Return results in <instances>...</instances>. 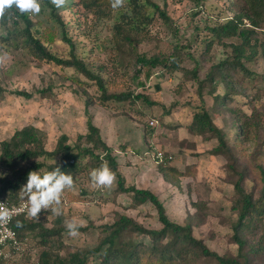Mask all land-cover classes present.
Wrapping results in <instances>:
<instances>
[{
	"label": "rangeland",
	"instance_id": "rangeland-1",
	"mask_svg": "<svg viewBox=\"0 0 264 264\" xmlns=\"http://www.w3.org/2000/svg\"><path fill=\"white\" fill-rule=\"evenodd\" d=\"M155 1L165 6L170 21L156 18L150 28L149 41L141 43L137 50L150 56L160 47L165 48L170 43L182 40L192 43L191 53L194 58H186L179 71L154 73L145 82V87L138 86L131 78L132 74L142 68L141 64L125 72V67L134 62L131 54L123 52L117 57L121 66L112 65L117 56L112 37L114 20L110 17H113L114 10L106 9L108 16L102 17L95 5L88 8L78 0H66L63 7H56V11L64 13L66 21L71 24L69 34L77 52L83 54L94 66L107 65L111 89L142 91L164 105L141 109L143 114L136 112L139 110L137 106L127 103L130 116L111 114L110 110L94 99L88 104L89 96L98 94L95 85L81 83L79 86L74 83L70 78L76 74L73 70L68 72L52 63L43 62L21 41L12 45V40L3 39L7 33L4 27H0V55L7 53V58L0 63V148L3 140L10 139L16 130L27 125L46 132V147L49 150L57 146L59 137L64 133L69 135L68 143L74 146L77 136L87 132V119L91 116L94 123L103 127L112 142L116 139L114 154L127 184L153 190L174 221L185 222L186 218L197 213L200 227L196 230L197 235L204 237L209 246L222 252L231 246L225 236L221 237L224 221L236 217L231 208L235 197L233 176L226 169L223 157L208 152L215 146L216 140L202 139L190 132L187 124L191 122L193 106L198 104L202 96L215 123L226 131L233 124L235 110L259 115L264 122V58L259 56L247 63V67L254 73L253 77L242 78L241 72L235 74L239 81V85L237 83L235 86L236 92L225 97L222 111L216 110L213 106V93L210 92L214 82L208 79V74L212 66L225 58L230 49L224 44L214 43L207 54L201 41L208 30L204 29L197 36L194 26L202 28L223 22L238 13L244 1L202 0L199 5L190 0ZM39 3L40 13L29 16L39 23L43 39L47 40L50 49L60 55H67L70 44L62 37V27L43 0H39ZM196 67L198 78L185 77L184 71ZM140 79L144 81V75ZM21 91L32 96L21 95ZM218 91L223 92L220 85ZM113 108L115 111L122 110L117 104ZM256 134L254 140L243 143L244 151L237 148L234 150L239 163L248 166L247 187L255 186L256 193L260 194L264 185L258 168L264 163L263 128H258ZM159 149L173 155L170 165L181 173L180 187L168 183L159 172L154 159ZM83 173L80 181L89 191L81 192L79 185H74L72 189H65L62 196V225L65 228L61 238L65 243L60 250L62 254L82 246L94 247L101 225L111 221L116 212L133 217L148 229L162 227L158 213L150 202L133 208L127 194L117 193V179L110 189H98L87 178V172ZM194 203H198V206ZM44 217L42 219H45L46 227H52L58 219L52 213ZM72 219L85 223L83 227L86 230L78 229L76 237L69 236L65 226V222ZM249 237L252 242L256 241L255 234ZM39 239L36 231L27 232L23 239L24 250L15 261L37 262L44 249ZM143 240L147 243L150 241L145 235H136L135 242ZM254 264H264V253L254 258Z\"/></svg>",
	"mask_w": 264,
	"mask_h": 264
},
{
	"label": "trees",
	"instance_id": "trees-1",
	"mask_svg": "<svg viewBox=\"0 0 264 264\" xmlns=\"http://www.w3.org/2000/svg\"><path fill=\"white\" fill-rule=\"evenodd\" d=\"M81 1L88 8L92 5L99 8L102 17L108 16L106 9L114 10L113 17H110L114 20L112 37L117 56L116 60L112 61V65L121 66L117 57L123 52L131 54L134 62H130L125 67V72L137 64L142 65V68L131 76L138 86L145 87V82L156 72L179 71L186 58H194L191 53L192 43L182 40L170 43L165 48L160 47L150 56L137 50L141 43L149 41L150 28L156 18H162L164 22L170 21L165 6L162 7L155 0H125V6L119 9L112 8V0H78L79 3ZM190 1L199 5L202 0ZM243 1L244 4L241 5L239 12L225 21L202 28L198 25L194 26L197 36L201 35L204 29L208 30L201 41L205 45L207 54L214 43L224 44L230 49L225 58L212 66L208 74V79L214 82L210 92L213 93V106L218 111L224 109L222 106L225 105V97L236 92L235 86L239 81L235 74L241 72L242 78L253 77L254 73L247 67V63L259 56L264 58V0ZM43 2L62 27L63 39L70 44L67 55L53 52L47 40L43 39L39 23L34 22L28 13L20 14L15 7L0 20V27H4L7 33V37L3 39L12 40V45L21 41L23 46L32 50L33 54L43 62L52 63L68 72L73 70L76 74L71 75L70 78L79 86L81 83L95 85L98 94L93 95L94 97L89 96L87 103L89 104L93 99L95 102L99 101L100 105L110 110L111 114L130 116L126 103L137 106L139 110L136 112L142 114L141 109L164 106L142 91L111 89L112 82L108 76L110 70L107 65L94 66L83 54L78 53L69 34L71 24L66 21L64 13L57 12L51 0H43ZM196 63H199L198 60ZM197 69L196 67L184 71L185 77L198 78ZM142 75L144 81H140ZM262 77L264 78V75ZM219 85L222 93L218 91ZM19 94L32 96L26 91H21ZM199 94L203 95L202 92ZM114 104L120 106L122 110L115 111ZM192 109L193 115L191 122L187 124V129L204 140H216L217 143L208 152L213 156L223 157L226 161V169L233 176L235 197L231 208L236 217L225 219L221 236L227 238L230 247L220 252L215 247L209 246L204 237L197 235L196 230L200 228L197 213L186 218L185 222L174 221L169 217L159 195L153 190L127 184L114 154L116 149L108 145L100 127L95 125L92 117L89 116L87 132L77 136L74 146L68 143L69 135L64 133L59 137L57 146L53 150L47 149L46 132L33 125L24 126L16 130L10 139L3 140L0 148V196L18 202L21 199L20 189L26 185L28 173L39 171L43 176L45 172L54 169L55 165L52 163L54 160L61 171L72 175L74 185H79L81 192L85 190L87 192L89 189L80 181L83 172H87V178L91 181V171L107 161L116 175L117 193L127 194L130 206L133 208L150 202L158 213L162 227L148 229L133 217L116 212L111 221L101 225L98 241L94 247L82 246L62 254L60 250L65 246L61 239L65 230L62 225V215L57 217V222L52 227H46L45 219H42L51 213L50 210L46 211V214L43 213L44 215L41 214L39 221L20 216L11 223L17 231L19 240L23 243L27 232L36 231L44 249L37 262L17 263L15 259L18 255L11 259H5L0 255V264H254V258L264 253V185L260 189V194L256 193L255 186L247 187L248 166L239 163L234 148L242 151L243 143L256 138L258 128L262 127L264 130V122L259 115L235 110L233 124L226 131L215 123L203 96ZM170 162L171 160L167 158L157 162L159 172L168 183L180 187L181 173L170 165ZM258 168L264 182V163ZM194 205L197 207L198 203ZM17 221H20L21 226H17ZM79 229L86 230L84 227ZM137 234L147 236L150 241L135 242ZM252 234L257 236L255 242L250 240L249 235ZM58 242L60 244H57Z\"/></svg>",
	"mask_w": 264,
	"mask_h": 264
},
{
	"label": "clouds",
	"instance_id": "clouds-1",
	"mask_svg": "<svg viewBox=\"0 0 264 264\" xmlns=\"http://www.w3.org/2000/svg\"><path fill=\"white\" fill-rule=\"evenodd\" d=\"M51 2L57 8H61L66 3V0H51ZM111 6L113 9L123 8L125 0H112ZM13 7L22 15L26 13L35 15L41 11L39 0H0V20ZM6 58L7 53L0 55V63H3ZM52 163L55 165L54 169L45 172L43 176H41L39 171H30L26 185L20 189L21 199L27 204L24 211L29 219L39 220V214L42 210H50L56 216L63 214L62 196L65 189L74 187V179L72 175L61 171L55 160ZM90 179L94 187L110 189L116 180V175L110 169L107 161H104L99 168L91 171ZM19 211L20 209L9 208L5 203H0V228L6 227ZM17 226H21L20 221H17ZM65 226L67 234L71 237H76L79 234L78 229L85 226V223L72 219L66 221Z\"/></svg>",
	"mask_w": 264,
	"mask_h": 264
},
{
	"label": "built area",
	"instance_id": "built-area-1",
	"mask_svg": "<svg viewBox=\"0 0 264 264\" xmlns=\"http://www.w3.org/2000/svg\"><path fill=\"white\" fill-rule=\"evenodd\" d=\"M173 159V155L165 153L163 150L159 149L154 155L156 162L163 161L164 159ZM0 203H5L9 208L20 209L18 214L14 215L11 222L3 228H0V255L5 259H11L14 256L23 252V243L18 238L17 231L11 226L13 220L20 216H25L26 212L24 209L27 207V204L24 200L20 199L18 202H12L8 197L0 196ZM48 211V210H47ZM45 210H42L39 216L45 213Z\"/></svg>",
	"mask_w": 264,
	"mask_h": 264
},
{
	"label": "crops",
	"instance_id": "crops-1",
	"mask_svg": "<svg viewBox=\"0 0 264 264\" xmlns=\"http://www.w3.org/2000/svg\"><path fill=\"white\" fill-rule=\"evenodd\" d=\"M95 125H97L98 127H100V129H101V132H102V136H103V138H104V140L108 143V145H110L111 147H114V146H116V139L112 142L111 141V138H110V136H107V134H105V131H104V129H103V127L102 126H100L99 124H97V123H94ZM115 149V148H114Z\"/></svg>",
	"mask_w": 264,
	"mask_h": 264
}]
</instances>
